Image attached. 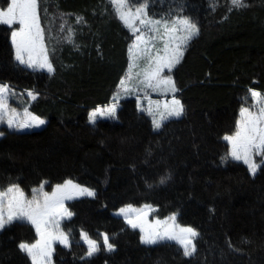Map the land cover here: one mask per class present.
I'll return each mask as SVG.
<instances>
[{
	"label": "trees",
	"instance_id": "16d2710c",
	"mask_svg": "<svg viewBox=\"0 0 264 264\" xmlns=\"http://www.w3.org/2000/svg\"><path fill=\"white\" fill-rule=\"evenodd\" d=\"M9 2L0 0V8ZM245 3L231 9L229 0H150V16H185L200 29L169 74L184 113L159 130L134 97L121 100L116 119L89 122L92 110L113 102L135 40L108 0H38L52 74L19 65L12 29L0 24V84L47 121L38 131H5L0 188L18 184L30 196L41 184L51 191L72 180L95 191L68 204L70 246L56 249L54 264H264V168L252 176L244 164L222 161L230 151L223 137L235 133L241 107H250L249 89L264 94V0ZM144 205L154 218L176 215L199 233L192 257L176 244L142 245L139 232L113 215ZM81 232L100 243L89 259ZM103 235L113 251L101 244ZM36 239L27 223L7 226L0 264H31L18 245Z\"/></svg>",
	"mask_w": 264,
	"mask_h": 264
},
{
	"label": "snow or ice",
	"instance_id": "6c2138e0",
	"mask_svg": "<svg viewBox=\"0 0 264 264\" xmlns=\"http://www.w3.org/2000/svg\"><path fill=\"white\" fill-rule=\"evenodd\" d=\"M108 3L117 18L135 37L134 44L128 49L129 72L120 81L122 90L128 93L151 89L164 94H173V98L163 104L161 119L157 120L154 117L152 120L153 126L159 129L161 121L166 116L180 117L184 113V106L175 98L176 84L170 75L165 74V70L171 73L180 63L184 50L199 34L200 29L195 22L185 16L175 15L167 18L150 16L148 13L150 0H108ZM229 3L231 9L248 6L245 0H229ZM82 22H85L84 17L76 18L77 24ZM66 23L67 21L60 25V31H64ZM0 24L9 27L14 24L20 25L18 30L11 33L15 49L14 58L19 65L53 72L45 46V30L41 27L38 0H11L6 11L0 10ZM73 33L74 30L69 28L67 37L69 43L73 42ZM249 93L256 111L241 107V119L237 122L235 133L223 137L230 145V151L222 157V161L227 162L230 157L234 162H242L255 176L258 169L264 168V94L254 89H249ZM12 94L14 93L7 84H0V121L7 118L8 127L17 129L44 123L27 109L24 115L28 119L18 121L19 113L9 106V98ZM28 95L35 99L32 92ZM115 99L116 97L113 98L114 101ZM247 99L246 97L245 103ZM155 103L159 109L160 102ZM102 111L100 108L94 110L89 116L90 122L94 124L97 115ZM107 112L115 116V102L108 107ZM148 113L152 115L151 107ZM3 134L0 132V135ZM256 157L261 159L258 161ZM170 178V176L161 177L159 182L164 184ZM83 194L95 195L94 192L73 183L72 180L57 184L51 192L45 191L41 184L38 189H33L31 199L25 197L18 184H9L6 188H0V230L14 221H27L35 228L38 239L34 243H19L20 251L27 254L31 264H52L53 244L59 242L64 247L70 246L69 234L62 230L60 223L65 217L72 216V212L65 207V201ZM144 209L145 211L137 212L134 217L130 213L136 210L131 206L121 208L119 213L132 229L140 230L141 243L155 245L161 242H175L182 249L184 257H192L195 254L197 249L194 241L199 235L195 229L177 225L175 215L163 222L156 220L154 225L146 226L144 217L151 206L145 205ZM81 238L87 245L88 257L100 251L98 242L91 239L88 234L81 232ZM103 244L109 252L114 250V245L109 242L107 235L103 237Z\"/></svg>",
	"mask_w": 264,
	"mask_h": 264
},
{
	"label": "rangeland",
	"instance_id": "374dc122",
	"mask_svg": "<svg viewBox=\"0 0 264 264\" xmlns=\"http://www.w3.org/2000/svg\"><path fill=\"white\" fill-rule=\"evenodd\" d=\"M11 3V0H10V2H9V4ZM6 9H7V7L6 8H0V10H5L6 11ZM3 25V24H2ZM5 26H7V25H5ZM7 27H9V26H7ZM19 27H20V25L19 24H14L13 26H11V27H9V28H11L12 29V32L13 31H15V30H18L19 29ZM128 29V28H127ZM10 41H11V44H12V36H11V39H10ZM134 42H135V40H134ZM134 42H133V44H134ZM191 42V41H190ZM189 42V43H190ZM132 44V45H133ZM131 45V46H132ZM12 46H13V44H12ZM45 46H46V44H45ZM13 49H14V47H13ZM46 49H47V46H46ZM185 51V50H184ZM47 53H48V49H47ZM14 54H15V49H14ZM48 58H49V54H48ZM49 61H50V59H49ZM51 63V62H50ZM21 66H23L24 68H26V69H28V70H31V71H36V72H42V73H46V74H52L53 72H51V73H49L48 71H47V69H40V68H36V69H31V68H27L26 66H24V65H21ZM175 68V67H174ZM173 68V69H174ZM172 69V70H173ZM54 71V70H53ZM128 72H129V70H128ZM172 72V71H171ZM128 74V73H127ZM165 74L166 75H169L170 73H168L167 72V70H165ZM10 89L12 90V92L14 93V94H12V95H10V98H9V106H10V108H14V109H16V111L19 113V116H18V121H20V120H25V119H28L27 117H25V115H24V111H25V109H27L26 107H23L22 106V101H21V94L19 93V92H17L16 90H14L13 88H11L10 87ZM150 90V92H145L146 90H141V91H139V92H137V91H132V92H128V93H126V92H124L123 90H122V88H121V86H119V89H118V93L115 95V97H116V99H115V101L113 100V102L109 105V106H106V107H99L100 109H102L103 111L101 112V113H99L98 115H97V117H96V122H98V121H100V120H114V119H116V115H117V111H118V109H119V106H120V102H121V100H124V99H128V98H131V97H134L136 100H137V104L139 103L140 104V106H142L143 108H144V110L142 109V108H140V106H138L139 107V109L141 110V111H143L144 113H146V114H148L149 115V113H148V109H149V107H151V109H152V115H149L150 117H151V119L153 120V118L155 117L157 120H160L161 119V116H160V113H162L164 110H163V104H164V102H166V101H170L172 98H173V94L172 93H167V94H164V93H162V92H160V91H153V90H151V89H149ZM146 93V95H144ZM176 94V93H175ZM169 96V97H168ZM30 97V96H29ZM168 97V98H167ZM251 100H252V98H251ZM150 101H151V104H150ZM156 101H159L160 102V107H159V109H157V105H156ZM115 102V105H116V113H115V116H112V115H110L108 112H107V109H108V107H110L113 103ZM251 111H256V108L254 107V101L252 100V102H251V105H250V107H248ZM97 109V108H96ZM96 109H94V110H96ZM94 110H92L90 113H89V116H90V114L94 111ZM27 111H28V109H27ZM29 113H31L30 111H28ZM33 116H35V117H37L36 115H34L33 113H31ZM181 117V116H180ZM37 118H39V117H37ZM179 117H174V116H171V117H168V116H166V118L165 119H163L162 121H161V126L164 124V123H166V122H168L169 120H173V119H178ZM39 119H41V118H39ZM241 119V116H240V118H239V120ZM41 120H43L44 121V123L43 124H41V125H39V126H33V127H30V128H23V129H17V128H15V127H13V128H9L8 127V124H7V118H5L3 121H0V132H3L4 134H5V131L7 130V131H17V132H20V133H27V132H31V131H38V130H41V129H43L45 126H46V124H47V121L46 120H44V119H41ZM89 122H90V120H89ZM95 122V123H96ZM91 124H93L92 122H90ZM94 123V124H95ZM161 128V127H160ZM159 128V129H160ZM156 130H159V129H157V128H155ZM4 134L3 135H0V139L4 136ZM225 141V140H224ZM227 142V141H226ZM230 146V145H229ZM256 159L259 161L261 158L260 157H256ZM239 163H242V162H239ZM243 164V163H242ZM258 171H259V169L257 170V172H256V174L258 173ZM251 174V173H250ZM255 174V175H256ZM252 175V174H251ZM253 176V175H252ZM73 183H75V182H73ZM77 184V183H76ZM81 187H83V186H81ZM43 188H44V190L45 191H47L46 190V187H45V185H43ZM55 188V187H54ZM54 188H52V190L54 189ZM83 188H86V187H83ZM38 189V188H37ZM87 189H89L90 191H92V192H94L95 193V191L94 190H92V189H90V188H87ZM51 190V191H52ZM51 191H48V192H51ZM25 194V193H24ZM32 194H33V192H32ZM32 194L30 195V196H27L26 194H25V197L26 198H28V199H31L32 198ZM95 196V195H94ZM94 196H88L87 194H83V195H77V196H75V198H73V199H71V200H67V201H65V207L69 210V208H68V204H70L71 202H73V201H76V200H81V199H84V198H93ZM145 206V205H144ZM144 206H141V207H133V206H131V208L132 209H135L136 211H133V212H131L130 213V215L131 216H135L136 214H137V212H142V211H145V209H144ZM126 207H128V206H126ZM126 207H123V208H126ZM153 207H151V209L150 210H148V212H147V215L144 217V223H145V225L146 226H148V225H154L155 224V222H156V220H160V219H157V218H154L153 217ZM70 211V210H69ZM120 213V209L119 210H117L116 212H114L113 213V215L115 216V217H119V218H122L123 220H124V222L126 223V221H125V219H124V217L122 216V215H120L119 214ZM73 216V215H72ZM72 216H71V218H72ZM175 217H176V224L177 225H179L178 224V222H177V216L175 215ZM71 218H68V217H65L63 220H61V228H62V230H64L63 229V225H64V223L65 222H67V221H69ZM169 218V217H168ZM168 218H166V219H164V220H160V221H165V220H167ZM14 222H23V223H27V224H29L30 226H32L30 223H28L27 221H14ZM13 222V223H14ZM169 222V224H171L172 222L169 220L168 221ZM129 227H130V225L128 224V223H126ZM11 225V224H10ZM7 226H9V225H6L5 226V228L7 227ZM180 226V225H179ZM4 228V229H5ZM32 228L34 229V231H35V228L32 226ZM131 228V227H130ZM132 229V228H131ZM3 230V229H2ZM2 230H0V232L2 231ZM133 230H136V231H138L139 232V234H140V236H141V233H140V230L137 228V229H133ZM35 233H36V231H35ZM85 233V232H84ZM36 237H37V235H36ZM102 237H104V235L102 236ZM37 239H38V237H37ZM70 240V239H69ZM195 241H196V239H195ZM195 241H194V243H195ZM80 242L82 243V244H84L85 245V247L87 248V245L84 243V241L82 240V238H81V235H80ZM34 243V242H33ZM163 243H170V244H176L175 242H161V243H158V244H155V245H146V244H143L142 243V245H144V246H147V247H150V246H156V245H159V244H163ZM98 244L100 245V243L98 242ZM101 244H103V238H102V243ZM104 245V244H103ZM177 245V244H176ZM179 246V245H178ZM58 247H62V248H67V247H64V245L63 244H60L59 242H55L54 244H53V248H54V251H53V255H52V264H54V255H55V251H56V249L58 248ZM105 249H106V247H105ZM107 250V249H106ZM108 251V250H107ZM99 252V251H98ZM98 252H96V253H94V255H96ZM26 254V253H25ZM27 255V254H26ZM93 255V256H94ZM93 256H91V257H93ZM91 257H88L87 256V254H86V257L85 258H87V259H89V258H91ZM30 259V258H29ZM31 261V260H30Z\"/></svg>",
	"mask_w": 264,
	"mask_h": 264
},
{
	"label": "crops",
	"instance_id": "0c3cea01",
	"mask_svg": "<svg viewBox=\"0 0 264 264\" xmlns=\"http://www.w3.org/2000/svg\"><path fill=\"white\" fill-rule=\"evenodd\" d=\"M138 106H140V104L138 103ZM140 108H142L144 110V108L142 106H140ZM145 111V110H144ZM156 117V116H155ZM157 118V117H156Z\"/></svg>",
	"mask_w": 264,
	"mask_h": 264
}]
</instances>
